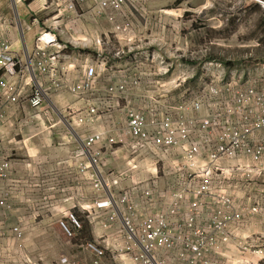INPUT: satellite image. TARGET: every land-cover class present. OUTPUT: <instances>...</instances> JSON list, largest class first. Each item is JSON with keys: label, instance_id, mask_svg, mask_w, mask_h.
<instances>
[{"label": "built area", "instance_id": "obj_1", "mask_svg": "<svg viewBox=\"0 0 264 264\" xmlns=\"http://www.w3.org/2000/svg\"><path fill=\"white\" fill-rule=\"evenodd\" d=\"M86 1L63 0V9L77 12ZM94 1L90 9L94 18L104 19L117 39L127 38L136 19L129 0ZM95 42L104 43L100 38ZM68 49L89 50L72 47L51 30L38 36L29 61L43 79L37 80L30 97L33 107H39L50 92L66 89L82 94L91 90L100 68L110 66L104 58H96L98 64L85 61L80 66L84 70H80L69 60ZM69 67L81 74L77 81L62 78ZM22 71L20 56L9 43H0V102H15L23 94V83L30 81L15 78L22 76ZM123 83L116 81L107 90L122 89ZM228 91L222 115L175 116L162 101H156L148 112L130 109L123 127L87 128L84 148L77 154L90 156L91 163L84 165V170L92 164L98 169L99 175L90 174L96 196L84 209L82 204H74L79 205V211L59 210L57 223L71 238L83 226L80 215L100 233L79 242L91 256V264H249L244 256L252 237L248 225L261 220L254 217L264 203V78L260 87ZM91 101L81 115H69L71 124L88 125L102 117L97 101ZM190 106L192 111H199L201 105L192 101ZM177 110L184 111L183 105ZM2 133L0 120V139ZM106 155H114L120 166H107ZM0 157L1 184L10 161L3 153ZM220 178L224 186L213 188L215 179ZM234 195L242 196L238 200ZM248 195H255V200ZM7 206L6 198L0 196V214ZM12 229L22 241L23 226ZM260 232L263 229L255 230L258 235ZM227 245L238 248L233 258L223 251ZM254 248L255 253L263 254L261 246ZM61 262L73 264L67 263L66 256Z\"/></svg>", "mask_w": 264, "mask_h": 264}, {"label": "rangeland", "instance_id": "obj_2", "mask_svg": "<svg viewBox=\"0 0 264 264\" xmlns=\"http://www.w3.org/2000/svg\"><path fill=\"white\" fill-rule=\"evenodd\" d=\"M129 9L136 19L127 38L121 40L108 34L104 41L110 44H105L100 54L68 49L75 67L80 68L85 61L95 64L98 55H105L98 58L110 64V68H100L91 90L76 94L97 101L106 126L123 127L130 109L148 112L156 101H162L175 116L222 115L229 88L239 92L250 86L260 87L264 78V0H129ZM122 49L123 53H116ZM116 81H123V88L109 92L108 86ZM23 84V94L30 92L32 96L36 85ZM192 101L200 103L199 111L191 110ZM179 105L184 111L177 110ZM223 186L222 178L215 179L213 188ZM57 194L59 197L62 193ZM234 196L240 200L242 195ZM261 196L264 201V191ZM247 197L255 200V195ZM7 212L12 217L19 210L7 208L2 214ZM79 218L83 226L71 238L55 226L34 225L38 229L35 237L44 234L37 237L36 244L27 246L28 242L22 240L18 248H13L6 243L2 259L6 264H30L35 254L41 257L42 264L45 258L56 263L60 255L90 256L79 242L93 238V232L89 223L80 215ZM254 218L261 220L248 225L252 237L244 256L249 264H264V203ZM259 224L263 232L258 235L255 230ZM12 232L7 229L8 237ZM255 246H261L263 254L255 253ZM223 251L233 258L238 248L227 245Z\"/></svg>", "mask_w": 264, "mask_h": 264}, {"label": "crops", "instance_id": "obj_3", "mask_svg": "<svg viewBox=\"0 0 264 264\" xmlns=\"http://www.w3.org/2000/svg\"><path fill=\"white\" fill-rule=\"evenodd\" d=\"M94 4V0H87L77 12H71L63 9V0H0V43H9L22 62V76L15 78L20 82L26 79L34 85L37 80L43 79V74L33 71L29 54L34 51L37 38L44 30L55 32L61 41L72 47H88L91 52L100 54L104 50L103 46L110 44L105 43L104 37L113 33L104 19H95V15L90 12ZM98 38L104 41L102 45L95 42ZM95 63L99 62L96 60ZM79 69L84 70V67ZM80 75H73L70 67L61 74L62 78L68 76L73 81H77ZM28 90H31L30 85ZM30 97L31 93L28 92L15 102H0V120L3 122L0 153L5 154L7 159L9 157L10 161L8 174L0 184V196L8 202V206L2 209L19 210L12 217L8 212L6 215L0 214V264H6L2 259L6 247L4 244L13 248L21 245L14 232L8 237L7 229L10 231L14 225L24 226L23 240L28 242L27 246L33 247L39 240H36L37 237L42 234L35 237L38 229L34 225L55 226L61 233L57 223V218L61 216L59 210L75 208L79 211L96 196L90 174L99 175L98 169L92 164L84 170L83 166L91 163L90 156L86 153L77 154L79 148H84L83 137L88 127L69 122V115H81L89 107L87 102L91 99L77 97L64 89L50 92L39 107H33ZM69 108H72V112H69ZM105 122L103 114L88 125L95 129L109 128ZM104 161L112 167L121 164L114 155H106ZM58 192L62 193L59 197ZM43 194L46 196L41 198ZM74 204L82 205L80 208L79 205L74 207ZM261 227L259 224L257 229H263ZM91 231L93 237L100 234L96 229L91 228ZM109 235H113L112 232ZM61 256L55 258L56 263L45 258L42 264H66L61 262ZM66 257L67 263L91 264L88 255L83 258ZM32 259L36 264H41L39 255L33 254Z\"/></svg>", "mask_w": 264, "mask_h": 264}]
</instances>
